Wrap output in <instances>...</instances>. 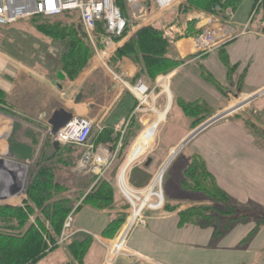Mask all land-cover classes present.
<instances>
[{
    "label": "crops",
    "instance_id": "crops-1",
    "mask_svg": "<svg viewBox=\"0 0 264 264\" xmlns=\"http://www.w3.org/2000/svg\"><path fill=\"white\" fill-rule=\"evenodd\" d=\"M254 1L252 13L257 0ZM187 3L188 0H176L173 8L160 11L154 0H145L144 13L138 16L129 8L134 16L131 18V30L124 38L116 41V50L106 59L108 68L99 59L94 60L75 80H70L62 72L61 64L57 61L58 56L55 57L54 54L49 56L51 53L48 52L49 49L40 51L43 56H49L52 63L50 65L40 63L31 69L24 65L12 64L4 55L0 57V88L5 93L12 92V85L9 82L12 72L24 74L29 83L34 82L38 87L32 98L28 95L24 101L21 100L23 107L19 109L18 114L22 119L18 120L20 128L15 132L14 122L5 115H0V135L8 133L13 138L11 142L15 150L28 152L27 156L20 158L28 162L33 158L36 167L45 166L53 172L54 182L62 185L66 183L65 195L61 194L58 198L75 201L73 226L80 235L100 240L102 238L100 232H105L112 222L119 217H125L123 228L129 216L128 202L119 188L120 178L142 137L154 126L156 115L149 107L141 106L139 99L128 87L143 82L153 92V97L154 93L157 94L156 106L159 112H164L168 106V98L166 103L164 92L160 90L158 83L160 84L166 76L167 79L170 78L173 104L168 111L164 129L170 125L168 118L170 115L172 117L173 113L178 115V119H185L182 115L185 110L184 104L196 106L190 123L192 127L230 106L245 92H255L264 87V45L261 40L245 35L224 48L222 52H214L202 58L197 57L199 52L193 37H187L189 31L196 35L210 28L219 36L222 35L223 25L219 23L218 17L230 18L225 23L231 25L232 33L229 34L242 31L246 27V17L244 19L243 13H240L243 0L235 11L228 10L223 14H210L194 9L186 11ZM216 10L219 11L218 8ZM145 29L162 32L164 39L170 44L172 50L170 55L176 60L183 61L177 69L160 74L154 80L143 75L142 66L122 53L123 47ZM53 58L56 59L55 63ZM60 73L64 74V81L59 79ZM19 87L22 92L28 89L24 86ZM60 110L72 114L73 118L85 117L93 122L90 144L95 154L102 155L103 158L98 174L80 164L84 152L82 148L63 145L55 147L49 122ZM260 114L263 123L253 124H257L264 133V118L262 112ZM246 117L245 113H241L204 130L186 145L167 171L182 159L184 152L189 151L181 160L179 171L181 184L183 182L191 186L192 181L185 174L194 162L199 161L205 164L207 172L214 178L218 187L233 202L231 205L236 208V212L239 206L234 201L244 203L246 200V207L257 206L264 209V143H260L259 138L247 128L246 122L249 120ZM183 127L184 130H180ZM189 133L185 122L184 126L174 131V134H178L182 139L179 137L173 143V140H168L164 145L162 138L156 156H145L150 146L147 147L140 159L127 171L126 180L133 185L137 184V187L149 186L151 180L168 162V152L173 146L181 145L187 138L184 136H188ZM41 169L43 168L39 171ZM100 182H106L113 188L114 203L109 209L98 210L83 202ZM190 191L181 188L182 195L179 198L172 197L171 193L165 191L167 208L173 209L174 212L164 214L163 211L151 216L146 228L137 230L132 236L129 242L132 248L143 250L141 240L145 238L156 246L164 247L161 249L168 255L160 256L164 260L148 259L145 261L146 264L175 262L171 261L169 256L173 250L172 246L175 252L182 254L178 260L180 264H186L187 252L194 257H202L203 254L215 255L216 260L207 264H264V240L246 248V263L235 262V254L242 251L236 247L242 246L241 240L244 237H237L228 245L223 244V240H229L228 232L235 224L234 221L230 227L220 231V220L231 219L220 213L226 209L225 205L208 198L206 199L208 201H205L201 195L192 193L195 192L194 188L192 192ZM189 192L192 193L191 196H188ZM199 208H208L214 219L203 222L194 218L189 223L181 224L182 214ZM258 216L261 219L260 224L253 227L250 233L246 232V236L250 234L246 238L247 241L252 240L251 236L256 235L255 238H258L264 233V212ZM249 217L253 218L246 213V222L251 221ZM242 219L244 217L237 218ZM180 225L184 227L180 228ZM214 235L223 238L220 242L221 247L214 245L219 241ZM101 251L98 246H94L84 259V264H102L104 254ZM219 258H222V261H218ZM70 260L65 259L61 264H66ZM120 263L135 264L125 260Z\"/></svg>",
    "mask_w": 264,
    "mask_h": 264
},
{
    "label": "rangeland",
    "instance_id": "rangeland-1",
    "mask_svg": "<svg viewBox=\"0 0 264 264\" xmlns=\"http://www.w3.org/2000/svg\"><path fill=\"white\" fill-rule=\"evenodd\" d=\"M176 1V0H175ZM254 0H243V4L240 7V13H243L244 19L246 17V27L241 31L238 32H233V34H229L232 33L231 30V25L230 24H225L227 23V21L230 20V18H220L218 17L219 23L223 25V27H221V30L223 32L222 35H218L217 32L214 31V29L210 28V29H205L202 30L199 34L196 35H191V37H193L194 39V44L196 42V40L199 39H208L210 42V49L207 52H199L198 56H201L202 58H205L207 56H209L210 54L214 53V52H222L224 48L229 47L230 45L234 44L235 42H237L238 40H240L241 38H243L245 35L246 37H253L256 40H261V42L264 45V4L262 3V0H258V5H256V7L254 8V11L252 13V8L254 5ZM124 14L129 18H133L134 16L132 15L129 7H125V9H123ZM252 14V15H251ZM71 18L73 19V21L77 22L79 20L78 14L76 13L75 15L71 16ZM61 20H68L67 18H61ZM69 21V20H68ZM35 22L42 23L44 22L43 20H37V21H27V22H20L18 24L12 25V26H8V27H4V28H0V57L4 55V57L10 59L12 61V64L16 63L17 65H24L26 66L28 69L33 68L35 65H38L40 63H45V64H51L52 63V59L49 58V56H51L52 54H54L55 57H57V61L61 63V59H62V54L67 51L68 49V41H57L54 40L53 37L48 36L46 34H44L43 31H40L36 28V24ZM225 24V25H224ZM192 34V33H190ZM258 34V35H257ZM88 41V40H87ZM88 44L90 45L92 52H93V56L90 59V64L92 61L94 60H98V56L93 48V45L91 43ZM41 50H45V49H49L48 52H51L49 56H43L44 54H42ZM52 49V51H51ZM54 59V58H53ZM54 59V63H55ZM47 61V62H46ZM13 68V67H12ZM177 69V68H175ZM159 76V75H158ZM168 77V76H166ZM166 77H164V79H166ZM26 76L24 74H17L15 72L11 73V79H9V82L11 83V89L12 92L11 94H7L5 93V101L7 104V108L10 109H14L17 112H19V109H22L21 106V100L24 101V98L28 95L31 96V98L33 97V92L35 91L36 88H38L34 82L29 83L28 80H26ZM163 79V80H164ZM163 80L160 82V84L158 83V87L160 88V90H162L164 92L165 98H166V103H167V94L165 92V88H164V84L165 82H167L169 88H170V78L166 79L165 82L163 83ZM19 86H24L26 88H28L26 91L29 92V94L24 91L22 92V89H20ZM36 86V87H35ZM157 94L154 93V98H155V108L159 111V108H157L156 106V101H157ZM251 95L257 96V99L254 102L251 103H244L246 102L247 98L250 97ZM29 96V98H30ZM3 98V97H1ZM181 105V103H180ZM233 105H244V107L242 108V110L238 113H245L247 115V120L251 121V122H246V126L247 128L256 135L257 138H259L260 143H264V133H262L261 129L259 128V123H263L262 119L260 118V112H262L263 114V118H264V109L262 110V108H264V87H262V89H259L257 91H249V92H245L244 94L240 95L234 102L233 104H231L230 106H227L226 108H224L223 110H221L220 112H218L215 115H219L221 113H223V111L227 110L228 108H230ZM238 114L234 115L237 116ZM0 115H3L0 113ZM185 119H178V115L176 116V113L172 114V117L170 115L169 122L170 125L165 128L166 120L159 126L158 128V132L156 133L155 139L153 144L150 143V147L148 152L145 154V156L149 155V156H156L157 154V150H158V146L160 144V141L163 138L164 141V145L167 144L168 140L175 142L177 139H179L178 134H174V131L176 130V128H180L182 126H184L185 122L186 125H188V129L190 131L189 135H191L193 132L197 131L198 129L201 128V126H203L204 124H206L208 121H210L211 119H213L215 117V115L210 116L207 120H203L202 122L196 123L195 125H193L192 127L190 126V123L192 121V115L193 113L187 110H184L183 114H182ZM6 116V115H5ZM232 117H227L225 119L219 120L217 122H215L213 125H215L216 123H223L226 122L227 120H230ZM12 120V122H14V126H13V132H15L18 128H20L19 126V122L18 120L12 118V117H8ZM158 118L156 117L155 119V124L157 123ZM258 123V125L253 124V123ZM154 124V125H155ZM216 124V125H217ZM211 125V126H213ZM210 126V127H211ZM208 127V128H210ZM191 129V130H190ZM180 130H184V127L181 128ZM9 131V129H8ZM163 131V133H162ZM188 136H184L185 137H189ZM12 136L0 143V160H5V162L8 163H13V164H19L20 166H27L26 169V177H27V184H26V193L24 194V196L19 200V201H7L4 203H1L0 206H24V202L31 200L30 198V194H31V189H29L30 185L33 184L35 182V178H36V174L37 172H39L40 168L43 169H48L45 166L39 167L35 164H33V158H30V162H28L27 160H25L24 158H20L19 156V151L14 149V145L11 142L12 141ZM186 138V139H187ZM182 139V137H181ZM180 139V140H181ZM0 141H3V138H1L0 135ZM185 140H183L184 143ZM162 143V142H161ZM3 145V146H2ZM182 145V144H181ZM181 145L178 146H173V148L168 152L169 156L170 153L173 149H176L178 147H180ZM4 148V149H2ZM5 150V151H4ZM134 152V151H133ZM189 151L184 152V154L182 155V159H180V161H178L176 163V165H174V167L170 168V170H166V173L164 175L163 178V182L160 184H157V191H163V195H164V199H163V207L158 208L157 210H144L143 212H141V218H140V222L139 224L133 228V230L130 232V234L127 237V241L124 243V248L125 249H121L119 247V243L120 238H121V234L123 233V228L121 230L120 233L112 235L107 234L106 232H100L101 235V239H91V241H89V245L86 246V250H87V254L86 256L89 254V252L91 251V249L94 246H98L100 248V251L103 252V263L102 264H122L120 263V261L125 260V261H129V262H134L135 264H146L145 261H147L148 259H163L160 256L162 254L168 256L167 254H165L163 252V250L161 248L164 247H159L154 245V243L152 242H148V240H146L145 238H143L141 241L143 243V250H137L131 247L130 245V240L132 238V236L134 235V233L139 230V229H145L147 226V222L149 220V218L155 214L161 213L163 212L164 214H170L173 213L174 210L167 208V199L165 191L167 193H171V196L175 197V198H179L181 197L182 193H181V188H187L188 191L193 190L192 188H188L190 186L186 185L185 183L182 182L181 184V180H180V176H179V171H180V166L182 164L181 160H183V158H185L186 155H188ZM8 155V157H4L6 155ZM22 157V156H21ZM102 157V155H101ZM103 159V158H102ZM8 161V162H7ZM10 161V162H9ZM24 161V162H23ZM195 161V160H194ZM81 164V161H80ZM82 165V164H81ZM83 167V166H82ZM93 168L90 167V169ZM36 169H38V171H36ZM190 169V168H189ZM9 174H13L14 175V171L17 170V168L15 167H7L6 169ZM50 170V169H49ZM5 172L8 174V172ZM14 172V173H13ZM99 171H96V173L98 174ZM5 173H1V175L5 174ZM10 174V175H11ZM160 174V172L158 174L155 175V177L153 178V180H151L150 184L153 183V181L157 178V176ZM185 175L188 176V173H186ZM101 183L104 182H100L98 183L94 190H96ZM181 184V188L179 187ZM64 186H66V183H63ZM127 185L129 188L135 190V191H143L145 190V188H147L146 186L144 187H137L136 185H133L132 183H130L129 181H127ZM59 186L62 189L61 194L65 195V190L66 188L64 186H61V184H59ZM59 187V188H60ZM177 187V188H175ZM30 190V191H29ZM93 190V191H94ZM92 191V192H93ZM188 193V196H191L192 193H196L201 195V197H204L205 201L207 198L209 199L210 197L208 196V194L204 191H199V190H195V192L192 193ZM56 194V193H55ZM60 194V195H61ZM59 195V196H60ZM184 199V198H182ZM85 201V200H84ZM83 201V202H84ZM34 204L37 206V204L35 203V201H33ZM235 203H238L239 206V210H237L235 216H233L234 218H240L244 217V219L242 220H236L234 226L232 227V229H230L229 233V240H223V238L221 237H217L216 235H214L215 239H218L219 241L217 242V244H214L216 247L219 245L221 247V241L223 240V244H227L233 242L234 239H236L237 237H244L242 241V246H237L236 249L238 250H242L241 252H238L237 254H235V258L234 261L238 262V261H243V263H246V248H250L251 245H253L255 242L259 243L260 241L264 240V233L263 235L261 234L260 237L255 238V236H251L252 240L247 241L246 238L249 237L250 234H248L246 236V232L250 233L251 231H253V227H256L260 224V217L258 215H260L261 212H264V209L261 207H251L249 208L248 206L246 207V200L244 203L241 202H237L234 201ZM231 203H233L231 201ZM20 204V205H19ZM85 204V203H84ZM39 208V207H38ZM37 211V209H36ZM253 212V213H251ZM246 213L250 214L251 216H253V218L249 217L248 219L251 221H247L246 222ZM44 219V218H43ZM72 219L71 225L70 226H66L68 220ZM253 219V220H252ZM260 219V220H259ZM29 221L30 223L36 225V216L34 215H29ZM45 221V220H44ZM225 221L226 219H222L220 220V231H223V229L225 228ZM74 212L72 211L69 215H67L66 220L64 221L62 227L59 229L60 231L57 233L58 237H57V241L55 243L49 242L48 241V246L45 249V251L41 254V259L39 260V262L37 264H61V262L65 259L68 258H72L74 255L70 252L69 249V244L71 242L74 241H78V240H85L86 237L85 235H80V232H78L77 230L74 229ZM37 226V225H36ZM184 225H180V228H183ZM46 228L47 230L51 229V223L46 220ZM227 233V234H228ZM42 234H44L42 232ZM251 239V238H250ZM219 247V248H220ZM222 247H224L222 245ZM173 250L170 252L169 256L171 261H175L169 264H180V262L178 261L179 258L181 257L182 254H179L177 251H174V247L172 246ZM84 250V249H83ZM117 250L119 251L117 254ZM182 253V252H181ZM187 257V261L186 264H207L209 262H214V260H216L215 255H205L203 254L202 257L200 256H192L190 255L189 252H187L186 254ZM85 256V258H86ZM199 258V259H198ZM200 258H202V260H200ZM164 260V259H163ZM232 260V259H231ZM218 261H222V258H219Z\"/></svg>",
    "mask_w": 264,
    "mask_h": 264
},
{
    "label": "trees",
    "instance_id": "trees-1",
    "mask_svg": "<svg viewBox=\"0 0 264 264\" xmlns=\"http://www.w3.org/2000/svg\"><path fill=\"white\" fill-rule=\"evenodd\" d=\"M116 1L122 11L125 7H128L124 0ZM240 4L241 0H188L185 10L194 9L210 14H223L228 10L235 11ZM261 4H264V0ZM256 5H258V0ZM75 14H67L53 19L38 18L33 20L44 21L39 24L35 22L36 28L43 31L44 34L53 37L57 41H68V49L62 55L61 69L70 80L78 78L88 67L93 56L92 49L79 27V20L75 22L71 18ZM61 18H67L69 21L61 20ZM130 30L131 26L122 37L116 38V41L124 38ZM190 33L189 31L187 37L192 35ZM171 51L170 44L168 40L164 39L162 32L154 29L143 30L122 49L123 55L141 65V73L151 80H154L160 74L175 70L183 63V61L176 60L174 56L170 55ZM5 95V92L0 88V113L21 120L22 118L16 110L10 109V106L7 108ZM183 107L185 110L194 113L196 106L184 104ZM195 113L197 112L195 111ZM21 155L22 157L27 156L28 152L19 151V156L21 157ZM187 173L192 181L190 187H193L196 191L206 192L213 202L225 205L226 209L220 211V213L223 216L231 217L225 222V229L230 227L237 220V218H233L236 214V208L231 205L228 196L207 172L205 164L199 161L194 162ZM52 178H54L53 172H50L49 169H41L36 174L34 185L31 184L29 187L31 189V200L25 201L22 207L0 206V264H37L41 259V254L48 246V241L52 243L57 241V233L60 231L59 229L66 220L67 215L75 209L76 203L71 199L58 198L62 193L60 191L64 188H61L60 183L54 182ZM61 186L64 185L61 184ZM84 203L98 210L111 208L114 203L113 188L106 182L101 183L96 190L86 197ZM29 215L36 216L37 226L30 223ZM181 217V224L189 223L194 218L203 222L214 219V216L209 214L208 208L192 210L182 214ZM46 220L51 223L50 230L46 228ZM125 220V217H119L107 227L105 232L112 235L118 234ZM89 241H91V238L71 242L68 247L74 256L66 264H84L87 254L86 246L89 245Z\"/></svg>",
    "mask_w": 264,
    "mask_h": 264
},
{
    "label": "built area",
    "instance_id": "built-area-1",
    "mask_svg": "<svg viewBox=\"0 0 264 264\" xmlns=\"http://www.w3.org/2000/svg\"><path fill=\"white\" fill-rule=\"evenodd\" d=\"M124 1L135 16L144 13L145 0ZM154 2L160 11L169 10L176 5L175 0H154ZM73 13L78 14L79 27L93 45L100 62L108 68L106 59L116 50V38L122 37L132 24L131 19L124 14L116 0H0V28L38 18L53 19ZM195 46L198 52H207L210 49V42L208 39H199L196 40ZM125 86L127 87L126 83ZM128 89L139 99L141 106L149 107L157 117L159 111L155 108L153 92L143 82L140 81L136 86ZM218 116L220 114L201 128L213 125L218 121ZM93 128V122L88 118L74 117L53 137L60 145L82 148L84 150L81 157L82 166L87 169L93 166L92 170L101 171L102 157L95 154L90 144ZM123 179L125 180L124 177ZM123 179L120 178L119 188L128 202L130 211L122 231L127 232L125 240L123 239L125 243L130 232L139 224L141 212L163 207L164 195L163 191L156 190V179L140 192L129 188L125 184L126 180L122 184ZM71 222L72 219L68 220L66 226H70Z\"/></svg>",
    "mask_w": 264,
    "mask_h": 264
},
{
    "label": "bare ground",
    "instance_id": "bare-ground-1",
    "mask_svg": "<svg viewBox=\"0 0 264 264\" xmlns=\"http://www.w3.org/2000/svg\"><path fill=\"white\" fill-rule=\"evenodd\" d=\"M170 85V83H169ZM165 87V92L167 94L168 97V106L167 109L164 112H158L157 115V123L150 128V130H148L145 135L142 137L139 146L137 149L134 150L126 168L123 170L122 172V176L121 178L123 179V177L126 180V175H127V171L136 163L137 160L140 159V156L144 153L145 149H147L148 146H150L155 139L156 133L158 132V128L160 126L161 123H163L166 120L167 114L169 109L171 110L172 104H173V96H172V92H171V88H169L167 82H165L164 84ZM257 99V96L251 95L250 97L247 98L246 102L244 103H251L254 102ZM244 107V105H233L230 108H228L227 110L223 111L222 114H220V116H218L217 120H222L225 119L227 117H232L236 114H238L242 108ZM210 127V126H209ZM208 127L204 128H200L197 131L193 132L185 141L184 143H182V145L176 149H173L170 153L169 156V160L168 162L165 164L164 168L161 170L160 174L157 176L156 178V184H161L163 182V178L164 175L166 173V170L168 169V167L178 158L179 154L182 152V150L186 147V145L188 143H190L195 137H197L200 133H202L204 130H206ZM1 138H3V141H0V143L8 140L10 138V135L7 133L4 136H1ZM3 146V145H2ZM4 149V148H2ZM5 151V150H4ZM6 155V154H5ZM4 157H8V155L4 156ZM8 162V161H7ZM10 162V161H9ZM7 167H15L17 168L16 171H14V175L13 174H8L5 173L6 171H4L5 174L1 175L0 171V204L4 203V202H9V201H19L24 194L26 193V182H27V177H26V169L27 166H20L19 164H13V163H6ZM6 167V168H7ZM125 180H122V184L125 183ZM127 184V180L126 183ZM127 186V185H126ZM14 190V191H13ZM13 191V192H12ZM158 208H154L152 210H157ZM126 233L124 232L121 235V242L119 243V247L121 249H125L124 248V241L125 237H126ZM118 250H117V254H118Z\"/></svg>",
    "mask_w": 264,
    "mask_h": 264
},
{
    "label": "water",
    "instance_id": "water-1",
    "mask_svg": "<svg viewBox=\"0 0 264 264\" xmlns=\"http://www.w3.org/2000/svg\"><path fill=\"white\" fill-rule=\"evenodd\" d=\"M59 79L64 81L65 76L63 73L59 74ZM73 119V115L67 113L64 110L57 111L53 117L51 118L49 125L51 126V134L55 136L61 129H63L71 120ZM60 144L55 142V147H59ZM6 162L5 160H0V171L4 173L6 171ZM14 191V190H13ZM12 191V192H13Z\"/></svg>",
    "mask_w": 264,
    "mask_h": 264
}]
</instances>
